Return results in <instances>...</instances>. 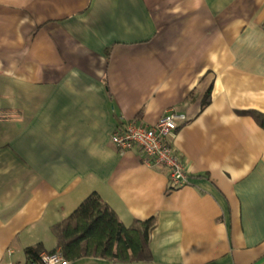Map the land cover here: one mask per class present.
Instances as JSON below:
<instances>
[{
  "label": "crops",
  "instance_id": "obj_1",
  "mask_svg": "<svg viewBox=\"0 0 264 264\" xmlns=\"http://www.w3.org/2000/svg\"><path fill=\"white\" fill-rule=\"evenodd\" d=\"M171 108L189 182L121 149ZM264 0H0V264L58 250L98 192L150 255L121 264H264ZM70 264H114L84 256Z\"/></svg>",
  "mask_w": 264,
  "mask_h": 264
},
{
  "label": "trees",
  "instance_id": "obj_2",
  "mask_svg": "<svg viewBox=\"0 0 264 264\" xmlns=\"http://www.w3.org/2000/svg\"><path fill=\"white\" fill-rule=\"evenodd\" d=\"M264 124V113L255 112ZM155 219L137 221L127 227L115 210L98 192H92L67 218L52 227L64 256L76 260L84 256L109 259L114 263H128L150 255L148 240ZM45 251L40 243L27 249L32 261H39Z\"/></svg>",
  "mask_w": 264,
  "mask_h": 264
},
{
  "label": "built area",
  "instance_id": "obj_3",
  "mask_svg": "<svg viewBox=\"0 0 264 264\" xmlns=\"http://www.w3.org/2000/svg\"><path fill=\"white\" fill-rule=\"evenodd\" d=\"M188 120V115L184 111L171 108L165 111L154 125H145L137 120L129 121L114 133L113 141L121 149L140 150L141 159L146 164L167 167L172 185L183 186L189 182L190 175L186 172L171 138ZM30 264H70V260L58 249L43 251L39 261H32Z\"/></svg>",
  "mask_w": 264,
  "mask_h": 264
},
{
  "label": "water",
  "instance_id": "obj_4",
  "mask_svg": "<svg viewBox=\"0 0 264 264\" xmlns=\"http://www.w3.org/2000/svg\"><path fill=\"white\" fill-rule=\"evenodd\" d=\"M114 264H121V263H114Z\"/></svg>",
  "mask_w": 264,
  "mask_h": 264
},
{
  "label": "rangeland",
  "instance_id": "obj_5",
  "mask_svg": "<svg viewBox=\"0 0 264 264\" xmlns=\"http://www.w3.org/2000/svg\"><path fill=\"white\" fill-rule=\"evenodd\" d=\"M176 150V149H175Z\"/></svg>",
  "mask_w": 264,
  "mask_h": 264
}]
</instances>
